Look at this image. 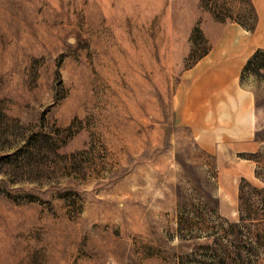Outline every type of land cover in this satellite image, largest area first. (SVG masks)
<instances>
[{
	"label": "rangeland",
	"instance_id": "rangeland-1",
	"mask_svg": "<svg viewBox=\"0 0 264 264\" xmlns=\"http://www.w3.org/2000/svg\"><path fill=\"white\" fill-rule=\"evenodd\" d=\"M259 19L255 0H0V264H264V148L219 158L177 112L190 67Z\"/></svg>",
	"mask_w": 264,
	"mask_h": 264
},
{
	"label": "crops",
	"instance_id": "crops-1",
	"mask_svg": "<svg viewBox=\"0 0 264 264\" xmlns=\"http://www.w3.org/2000/svg\"><path fill=\"white\" fill-rule=\"evenodd\" d=\"M255 2L260 9L255 31L248 34L237 23L219 47L190 67L178 93L180 124L190 129L201 148L219 158L264 148L255 93L241 83L249 57L264 47V0ZM233 167L240 170L235 175L245 173L241 163Z\"/></svg>",
	"mask_w": 264,
	"mask_h": 264
},
{
	"label": "trees",
	"instance_id": "trees-1",
	"mask_svg": "<svg viewBox=\"0 0 264 264\" xmlns=\"http://www.w3.org/2000/svg\"><path fill=\"white\" fill-rule=\"evenodd\" d=\"M261 56L264 57V49L262 48H257L254 50L253 55L248 59L247 63L245 64V66L243 67V72L241 74V79L244 76V74L246 73L247 70L251 69V66L254 64V62H256L257 59H259ZM257 69L264 68V61H258V65L256 66ZM258 74L260 73L259 70L256 71Z\"/></svg>",
	"mask_w": 264,
	"mask_h": 264
}]
</instances>
